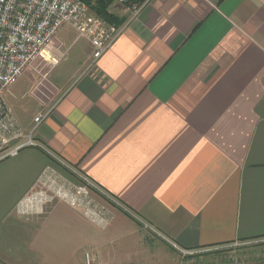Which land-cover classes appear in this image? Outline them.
I'll return each instance as SVG.
<instances>
[{"label":"crops","instance_id":"0c3cea01","mask_svg":"<svg viewBox=\"0 0 264 264\" xmlns=\"http://www.w3.org/2000/svg\"><path fill=\"white\" fill-rule=\"evenodd\" d=\"M123 18L95 64L85 41L56 65L54 44L51 106L5 93L27 132L48 112L36 145L0 160L6 264H137L145 230L182 250L264 237V0H148ZM53 175L93 184L104 222L31 199Z\"/></svg>","mask_w":264,"mask_h":264},{"label":"built area","instance_id":"2783aa9c","mask_svg":"<svg viewBox=\"0 0 264 264\" xmlns=\"http://www.w3.org/2000/svg\"><path fill=\"white\" fill-rule=\"evenodd\" d=\"M132 12H139L148 0H116ZM71 26L91 47V64L111 47L122 32L121 26L107 18L92 14L84 0H0V160L15 155L28 145H36L34 133L48 112L38 113L27 132L5 100V93L41 55L54 57L58 32ZM52 57V58H53ZM53 175L46 188L31 196L38 202L63 200L80 207L95 223L104 222V213L90 195L91 184L70 186ZM29 198V201H30ZM239 241L232 244L237 245ZM87 264H96L97 254H85ZM0 264L6 262L0 258ZM227 264H264V249L252 258L240 260L237 255Z\"/></svg>","mask_w":264,"mask_h":264},{"label":"rangeland","instance_id":"374dc122","mask_svg":"<svg viewBox=\"0 0 264 264\" xmlns=\"http://www.w3.org/2000/svg\"><path fill=\"white\" fill-rule=\"evenodd\" d=\"M85 2L87 1L85 0ZM87 3L92 14L94 13L99 15L94 8L95 0ZM108 10L119 18H123L124 13L126 14L128 12L126 6L121 5L120 2L118 3L116 0L111 2L108 6ZM116 25L121 26L122 24L116 23ZM57 39L60 41L56 40L53 44L59 45L61 53L56 55V65L57 63L61 64L64 62L71 54L74 55L75 53H79L78 50L80 51V49L86 45L85 40H83L71 26H65L62 28L57 34ZM73 45L75 46L71 47ZM46 56L49 58L46 59L43 55H41L38 59H36L26 69L25 73L17 79L11 88V90L15 93L14 95H16L15 99L13 96L11 97V101H21L19 104H22L25 103V100L26 102L28 100L29 105L33 101L35 104L32 106L30 105V109H27L32 110L33 112L41 109V107L36 108V103H42L44 109H46L51 106L53 98L55 99L57 97L54 96L53 89H48L50 85L52 86V84L48 82V77L56 65H54L53 58L50 55ZM61 68L63 69L64 66L59 67L57 70H60ZM6 101L8 103V100ZM9 107L19 120L14 107L11 104ZM81 184H85V181L81 180L78 185ZM92 187L93 186L90 185V195L93 198L95 191ZM143 234L144 239L142 243L143 250L145 252H143L142 257L138 259L137 264H227L231 257H235L237 255L240 257V260L246 257L252 258L256 253H259L262 249H264V237L250 240H240L237 245L227 244L182 250L179 247L169 244L162 237L152 231L145 230ZM96 264H98V259Z\"/></svg>","mask_w":264,"mask_h":264},{"label":"trees","instance_id":"16d2710c","mask_svg":"<svg viewBox=\"0 0 264 264\" xmlns=\"http://www.w3.org/2000/svg\"><path fill=\"white\" fill-rule=\"evenodd\" d=\"M86 1L90 3L92 0ZM112 1L113 0H95V11L99 13V15H101L102 17L107 18L109 21L122 24L124 18H119L108 10V6L111 4Z\"/></svg>","mask_w":264,"mask_h":264}]
</instances>
